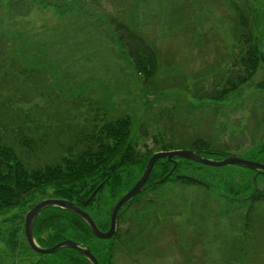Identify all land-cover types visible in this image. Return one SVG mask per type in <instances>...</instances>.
Instances as JSON below:
<instances>
[{"label":"rangeland","instance_id":"obj_1","mask_svg":"<svg viewBox=\"0 0 264 264\" xmlns=\"http://www.w3.org/2000/svg\"><path fill=\"white\" fill-rule=\"evenodd\" d=\"M236 2L250 5L262 63L240 89L208 99L238 52L230 23ZM114 21L140 33L156 51L154 86L143 84L118 42ZM5 35L29 68L40 65L47 75L29 93H11L0 84V104L9 106L0 107V123L87 126L128 115L133 124L127 142L138 154L161 150L170 140L172 149L187 150L202 138L226 156L264 164V0H0V45ZM177 83L181 88H170ZM58 142L66 144V136L53 143ZM195 165L184 164L181 173L208 187L168 180L147 190L119 216L113 246L89 241L97 255L113 249L116 264H264V177L257 176L253 186L247 168ZM51 193H36L0 214V264H39L24 237V215ZM114 204L104 189L87 211L99 221ZM10 233L29 258L23 251L11 257L5 244ZM70 253L61 248L42 259L62 264Z\"/></svg>","mask_w":264,"mask_h":264},{"label":"trees","instance_id":"obj_2","mask_svg":"<svg viewBox=\"0 0 264 264\" xmlns=\"http://www.w3.org/2000/svg\"><path fill=\"white\" fill-rule=\"evenodd\" d=\"M249 14L248 2L241 4L238 2L235 5L234 16L230 23L238 52L227 69H224L225 73L219 74L218 79L221 81L213 86L205 98L219 100L237 91L254 76L262 63L259 34L252 25ZM112 25L115 28L118 42L127 51L145 87L154 86V76L157 70V54L154 48L140 33L139 36L135 35L123 24L118 25L116 21ZM4 38L6 43L3 42L0 45V84L10 86L11 93H29L30 85L39 88L36 81L40 83L41 79L46 78V69L40 65L29 68L23 58L18 57L13 51L7 35ZM171 86L170 88H181L178 83ZM0 107L3 110H9L6 102L0 104ZM102 115L105 114L102 113ZM25 121H27L25 125L0 123V214L23 206L36 193L50 190L52 193L47 198L65 199L76 203L93 218L101 230H107L109 217L96 221L87 209L94 201L99 200L104 189L108 190L116 203L135 184L147 159L154 153L147 151L144 154H138L128 145L127 141L133 124L131 118L128 115L116 118L105 116L100 119V123H96L94 119L87 126L60 122L56 125L40 127L41 125L36 124L33 125L34 127H27V123L31 121L29 119ZM40 134L45 138L42 139ZM63 134L66 136V144L61 142L54 144L53 142L59 141V137ZM48 137L50 140H47ZM212 144L210 140L196 138L191 142V150L204 157L208 153L220 156L218 159L226 156L223 150L214 148ZM53 146L56 148L54 149ZM172 148L170 140V143L163 144L161 150L157 151L173 150ZM53 151L56 154L49 156L48 153H53ZM42 155L44 156L41 158ZM45 156L48 157L44 159ZM191 162L177 158L173 161L157 160L146 184L168 176L161 183L146 188L126 206H129L147 190L168 180L193 183L176 178V175H183L181 169L184 164ZM195 164L199 169L214 168ZM133 168H137L135 173L132 171ZM247 170L253 173L252 170ZM123 171H126L124 178L120 176V172ZM257 176L264 177V173H258ZM96 186L97 191L94 197L82 206L81 202L89 198ZM86 188H88L87 192H85ZM42 211L46 213L43 215L40 212L33 222V235L38 245L41 241L53 239L52 245H54L59 241L70 239L88 247L91 253L96 252L95 245H90L89 241L100 240L91 233L81 218L55 206H49ZM248 211L243 217L245 220L249 218ZM18 242L20 243L19 239L13 233L7 235L5 244L8 251L22 249V244L18 246ZM26 248L28 249L27 246ZM68 249L76 253L75 250ZM102 249H108V247H102ZM35 254L39 257V264H45V260L42 259L43 254ZM79 258V262L76 263L70 255H67L62 264H90L84 257L79 255Z\"/></svg>","mask_w":264,"mask_h":264},{"label":"water","instance_id":"obj_3","mask_svg":"<svg viewBox=\"0 0 264 264\" xmlns=\"http://www.w3.org/2000/svg\"><path fill=\"white\" fill-rule=\"evenodd\" d=\"M175 158L177 159H186L195 163H199L202 165L210 166V167H224L227 165H238L243 168H247L252 170L254 173L252 174L251 180L253 185H255V177L258 173H264V164L248 161L245 159L237 158L234 156H224L220 159H210L204 156L199 155L194 150L191 149H173L168 151H156L152 153L146 161L145 167L135 182V184L125 193L120 199L114 204L111 212L109 214V226L108 229L103 231L101 230L93 220V218L84 210H82L79 205L76 203L58 198H45L34 204L24 215V236L29 245V247L38 254H52L58 251L61 248H71L81 254L84 258H86L91 264H99L96 258L93 256L88 247L82 245L79 242L65 239L59 241L52 245L51 247H41L39 246L33 235V222L35 217L45 208L49 206H55L66 211H69L79 218H81L89 227L91 233L98 239H109L111 238L116 230L117 218L120 210L127 205L131 200H133L137 195L142 193L145 188L159 184L165 180L168 176L166 175L162 179L154 182L147 183L150 172L155 165L156 161L159 159H166L168 161H173ZM177 179H184L187 181H191L201 186H207L202 180L187 176V175H176ZM97 190L93 191L89 198L83 202H81L82 206H85L90 199H92Z\"/></svg>","mask_w":264,"mask_h":264},{"label":"flooded vegetation","instance_id":"obj_4","mask_svg":"<svg viewBox=\"0 0 264 264\" xmlns=\"http://www.w3.org/2000/svg\"><path fill=\"white\" fill-rule=\"evenodd\" d=\"M130 205V204H129ZM128 207V206H125L119 213L118 215V218H117V223H118V219H119V216L122 214V212L124 211V209ZM108 229V228H107ZM116 230H117V224H116ZM23 232H24V224H23ZM116 233V231H115ZM115 233L114 235L107 239L109 242H110V245L113 246V240L115 238ZM25 237V236H24ZM26 240V239H25ZM27 242V241H26ZM23 251V254H25L27 256V258H29V252L25 249H15V250H12V251H9L12 255L11 257L12 258H19L18 255L21 254L20 252ZM76 253H73L71 252L70 256L73 258V260L78 263L79 262V255L81 257H83L81 254H79L77 251H75ZM114 253L113 249L112 250H105L103 253H102V256L100 255H97L96 252H92L93 256L96 258V260L98 261L99 264H116V262H118V259H114V261L112 262V254ZM79 254V255H78ZM131 258V257H130ZM86 259V258H85ZM87 260V259H86ZM88 261V260H87ZM89 262V261H88ZM28 263L30 264L31 262L28 261ZM90 263V262H89ZM15 264V263H14ZM91 264V263H90Z\"/></svg>","mask_w":264,"mask_h":264}]
</instances>
